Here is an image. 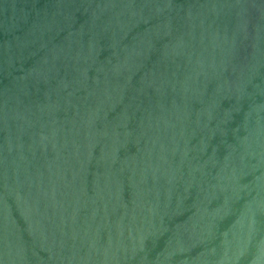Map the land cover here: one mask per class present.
Returning <instances> with one entry per match:
<instances>
[{
  "label": "water",
  "instance_id": "95a60500",
  "mask_svg": "<svg viewBox=\"0 0 264 264\" xmlns=\"http://www.w3.org/2000/svg\"><path fill=\"white\" fill-rule=\"evenodd\" d=\"M0 264H264V0H0Z\"/></svg>",
  "mask_w": 264,
  "mask_h": 264
}]
</instances>
